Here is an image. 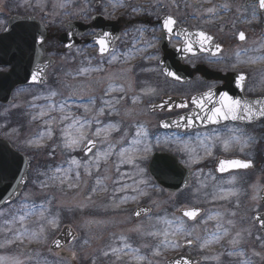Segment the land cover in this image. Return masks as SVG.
Masks as SVG:
<instances>
[{
  "label": "snow or ice",
  "instance_id": "obj_1",
  "mask_svg": "<svg viewBox=\"0 0 264 264\" xmlns=\"http://www.w3.org/2000/svg\"><path fill=\"white\" fill-rule=\"evenodd\" d=\"M168 3L176 7L177 10L180 9L178 0H168ZM203 3H208L211 6L207 8L194 7L188 0H184L183 3L184 8H193L189 18L200 25L221 19L232 8L229 0H223L222 3H214L213 0H200V4ZM119 6H123L122 0ZM165 6L163 0H156L154 5L158 11ZM60 7L64 8L66 4L61 3ZM242 7L247 13L243 22L252 23L260 16H264V0H245ZM132 11L140 15L142 9L133 8ZM64 15H68V13L65 12ZM82 15L88 19L85 13ZM147 15L151 16L153 13L148 12ZM64 27L68 29L66 34L68 39L75 40L76 36L80 35L72 32L71 24H65ZM95 27L96 25L93 24L92 28L95 29ZM157 30L161 33L160 37L155 36ZM149 31L153 35L150 39H145ZM133 33L134 40L131 50L122 52L114 47L109 32H90V41L86 47L94 48L96 56H86V63H82L76 72L70 74L72 79L90 80L92 73L105 71V64L127 62L130 58H135V54L148 52L149 49L155 48L158 41L166 40L172 44L174 51L185 61L195 60L204 54L209 57L208 63H218L219 54L222 51L221 45L215 43L213 35L202 27L196 29L183 27L176 16L171 13L158 15L157 23L151 28L144 20L136 21ZM127 34L126 30L125 35ZM236 38L245 42V32L239 31ZM46 39L48 37L43 33L38 38L27 32L18 37L19 46L25 49L29 56V64L25 68V79L32 85L47 84L46 70L52 66L53 61L43 59L45 50L42 46ZM173 40L177 43L173 44ZM37 45L41 46L38 52L40 58L33 60L32 55L36 51ZM64 47L71 50L75 44L66 43ZM50 51L52 55L57 54L55 46ZM252 53L261 54L252 55ZM77 54L79 55L80 52ZM235 58L236 63L233 64V67L240 64L264 63V43L255 48L239 49L235 53ZM144 59L155 60L157 56L152 53ZM93 60L98 62L93 64ZM7 67V64H0V73H3ZM149 70L151 69H145V71ZM162 72L166 78L175 81L181 80L180 75L171 68H163ZM246 83L245 73H239L235 78V87L243 93ZM64 87L69 89L67 95L57 89L47 88L34 96L33 102L30 104V107L35 110L30 113L31 120L41 122L42 130L27 142V146L36 149L44 148L46 141L56 138L58 142L49 155L54 158L57 148H59L64 157L60 163L50 164L42 171L38 170L37 179L33 183L41 191L50 188L60 190H64L65 187L67 189L78 188L84 182L85 176L92 178L95 173L101 171L104 165H111L113 167L106 170L114 171L115 176L101 178L97 175L91 192L93 194L99 191L107 193L108 187L104 180L110 179L114 185L112 197L115 209H119L129 200L138 202L140 199L149 197L151 192L159 190L155 183L157 181L163 184L165 179L181 178L183 174L177 169L176 154H181L179 163L184 168L191 169L193 164H199L203 159L211 157L213 155L211 149L217 143L222 144L225 150L238 145L243 151L244 147L252 143V137L247 135L245 128L254 121L264 118V97L254 99L244 95L234 97L227 92L218 94L209 88L206 92L192 96L190 102L182 101L169 107L170 100H162L160 104L152 105L153 110L159 108L168 111H173L176 107L189 108V104L191 105V110L187 114L172 120L162 119L158 129L153 131L145 122L133 121L129 125H124L121 121L106 119L120 115L117 105L127 96V89L123 86L117 87L110 82L100 97L99 105L96 96L87 94L90 85L87 89L79 91L72 89V86L67 82H64ZM155 92V88L141 90L142 95H151ZM113 93L122 95L116 96ZM35 101H43V103L37 104ZM132 103L138 104L139 97H132ZM78 112L79 114H77ZM53 113H59V118L57 119ZM126 115H131V112H126ZM56 129L59 130L58 138ZM160 130L166 134L162 135ZM193 144L196 147H193ZM164 146H167V152L172 153L171 155L165 154ZM157 149H160V154H156ZM198 149L203 151V155H200ZM77 152L82 153L83 157L78 158L73 155ZM184 156H187V159H184ZM12 159L15 160V157ZM145 160H149L147 167L143 164ZM124 166H127V171L124 170ZM251 167L252 162L247 160L218 159L214 171L220 175H214L211 171L203 173L200 170L197 174V179L200 181L199 187L191 193V196L195 198L200 194L205 197L210 195L213 201H227L232 197H237L239 193L234 187L237 177L232 175L226 178L223 174L247 170ZM26 175L27 173H25ZM201 176L205 179L201 180ZM3 179V170L0 166V181ZM12 180L19 181L15 190L9 192L6 199L0 196V248L24 245L25 243H46L49 232H55L61 224V211L58 208L53 210L54 198L46 196L39 202L30 199L27 195L21 198L22 186H26L27 181L15 173L12 174ZM207 180L213 182V191L202 193L203 189L209 187ZM7 187L12 188V183H9ZM176 187L179 188L180 184L177 183ZM184 187L187 189V181H184ZM253 188L255 194L252 198L257 203L264 201V188L257 185H253ZM117 193H124V195L117 197ZM152 203L156 208L160 207V203L157 201ZM173 207V212H165L163 215L152 216V209L143 207H139L133 213L138 219L146 217L149 224L145 227L141 219V222L129 231L137 233L141 238L155 241L153 245L145 243L136 247L130 242L129 237L121 235L118 246L103 250L102 255L104 257L114 256L117 261L127 257V264H151V260L142 253L141 248H150L152 256L158 257L169 249L178 251L198 245L203 252L214 246H220L223 250L212 257L220 264H223L220 257L224 255L232 258L230 264H253L247 251L241 246L246 238L245 233H247L248 239L253 237L252 228L233 232V229L236 228V221L217 212L201 221L204 224L215 221V230H206L203 237L194 236L197 231L195 223L197 218L203 215L202 210L188 206L186 202L180 203L179 207H175V205ZM236 215L235 211L228 213L229 217ZM248 219L252 227L256 228L255 240L259 242L260 247L264 248V213L257 212ZM189 221L193 222L192 225L188 223ZM93 223V221H86L84 226L87 227ZM69 235L75 240V236L71 232ZM225 241L230 246L229 248H224ZM53 245L54 250H57V255L60 256L63 251L61 241L55 239ZM49 250H53L52 245H49ZM27 255L29 261L34 264H50L49 260L43 258L39 252ZM252 255L259 256L260 253L253 251ZM75 258V252H70L66 256L69 261H74ZM207 258L205 257V259ZM0 264H25V261L18 257L0 256ZM51 264H60V261L51 262ZM165 264H194V262L190 256H179L174 260L165 261Z\"/></svg>",
  "mask_w": 264,
  "mask_h": 264
},
{
  "label": "rangeland",
  "instance_id": "obj_2",
  "mask_svg": "<svg viewBox=\"0 0 264 264\" xmlns=\"http://www.w3.org/2000/svg\"><path fill=\"white\" fill-rule=\"evenodd\" d=\"M120 1L121 0H0V31L7 18L11 15L17 14L35 16L46 28L60 32L64 29L66 22L80 21L88 23L90 18L96 13L101 14L107 19H112L114 13L120 12ZM244 1L245 0H229L232 4V8L228 14L224 15L221 19H216L207 24L200 25L192 19L186 21L189 26L207 29L217 38L221 39V42L223 43L233 42L234 46H228L226 52L219 58V62L211 63L212 65H233L236 63V51L241 48H255L264 43V16H260L258 20H254L252 23L243 22L247 15L245 9L242 7ZM96 2L100 3L98 7L94 6ZM188 2L194 7L202 6L203 8H207L211 6L208 3L200 4V0H188ZM213 2L222 3L223 0H213ZM61 3H65L66 7L61 8ZM178 3H180L181 6V14L186 15L183 6L184 0H178ZM187 10H190V14L187 15H191L193 8H187ZM65 12H67L68 15H64ZM82 13H85L88 19H85ZM92 31L94 30L89 31L84 38L90 37V32ZM239 31H244L245 35L248 37V42L242 46H238L236 41ZM123 38L129 42L128 48L124 51H130L134 40L133 30H130V32L123 36ZM150 38L151 37L147 35L145 36V39ZM47 46L49 49H52L53 46H55L56 49H59V47H56L52 41H50ZM155 50L156 47L149 49L148 52L135 54V58H130L127 62L114 63L113 65L105 64V71L102 73H92L90 80L85 78L73 80L70 74L76 72L77 69L81 67L82 63H86L85 57H95L94 48L82 45L64 56L58 55L57 64L49 72L48 83L45 86L17 89L12 94L13 104L5 105L4 108H0V116L1 114L3 115V122L0 123V132L5 139L12 143L15 149L22 152L30 159L27 185L20 194V197L23 198L27 195L30 199H35L37 202L46 196L53 197V210L58 208L62 214L60 228L55 232H49L46 243H25L24 245L0 248V256L18 257L25 261V264H34V262L29 261L27 254H35L36 252H39L43 258L49 260L50 264L55 261H60V264H71L65 259L57 258L48 250L49 244L59 233L61 227L67 224L78 234V240L72 246L67 248V250L76 253L77 261L75 264H93V261H95V264H127V257L123 260L117 261L114 256L104 257L102 251L108 250L112 246H118L119 237L121 235L129 237L130 242L136 247H140L145 243L151 246L155 243V241L151 239L141 238L137 233L129 231L141 222V219L137 221L132 219L133 210L140 205H146L152 209V216L163 215L165 212H173V205L179 207L180 203L186 202L188 206L199 207L205 211L204 215L195 223L197 231L194 233V236L199 235L203 237L206 234V230L214 231L215 221H209L207 224L201 223V221L206 219L207 216L219 212L226 218H232L236 221V228L233 229V232L240 229L252 228L253 237L248 239L247 233H245L246 238L241 246L245 248L247 255L252 259L253 264H264V248L260 247L259 242L255 240L256 228L252 227L248 219V217L257 212L264 211V206L260 205V203H257V201L252 198L255 194L253 185H257L260 188L264 187V123L258 128H255L252 132H246L248 136L252 137V143L244 147L243 151H241V148L238 145L225 150L223 145L220 144V150L211 149L213 153L211 157L203 159L199 164H193L191 169L187 168L191 171V179L188 183L187 189L177 193H170L156 185L159 190L151 192L149 197L140 199L138 202L129 200L128 203L123 204L119 209L113 207L112 189L114 185L110 179L104 180V183L108 187L107 193L99 191L93 194L91 192V188L95 184V177L97 175L101 178L115 176L114 171L106 170L113 167L111 165H104L101 171L95 173L92 178L85 176L83 178L84 182H82L78 188L67 189L65 187L64 190L50 188L41 191L39 187L33 183V181L37 179L36 173L38 170L42 171L46 169L48 165L58 164L64 159L59 148H57L54 158L49 155L52 148L55 147L58 142L56 138L52 141H46V147L44 148L36 149L27 146V142L42 130L41 122H33L31 120L30 113L35 111L30 107V104L33 102V97L47 88L57 89L67 95L69 89L64 87V82H67L72 86V89L77 91L87 89L90 85V90L87 91V94L96 96L97 104L99 105V100L103 95L104 89L111 82L117 87L123 86L127 89V96L126 100L121 101V103L117 105L120 115H114L112 117H107L106 119L121 121L124 125H129L133 121L145 122L149 124L153 131H156L158 129V118L148 113V105L158 101L163 95L179 94L182 96H188L189 89L188 87H175L165 82L156 66L157 59H144V57H147L152 53L156 54ZM78 52H80L79 55L77 54ZM260 54L261 53H252V55ZM52 57L55 56L52 55ZM138 61H140V65L146 67L143 68L142 72L147 74L152 73L154 78L149 80L148 76L142 82H137V72H134L133 69L137 67L136 63ZM97 62V60H93V64H96ZM242 65L245 64L231 67V69H237ZM247 65H252L254 70L260 71L261 69V71L264 72V63ZM114 69L118 71L117 75H115ZM145 69L151 70L145 71ZM149 88H155L156 92L151 95H142L141 90ZM113 95L119 96L122 94L113 93ZM134 96L139 97V103L135 105L132 103V97ZM35 103L40 104L43 103V101H35ZM73 111L76 110L73 109ZM128 111L131 112V115H126V112ZM77 114H79V112ZM53 115H55L57 119L59 118V113H53ZM161 134L164 135V133ZM58 136L59 130L56 129V137L58 138ZM193 147H196V145L193 144ZM159 150L160 149H157L156 152H159ZM164 150L167 152V146H164ZM198 151L200 152V155H203L201 149H198ZM216 153L225 156H241V153H243L247 159L252 160L254 157L257 166L251 172L228 174L225 176L226 178L232 175L237 177V183L234 186L239 193L237 197H232L227 201H213L210 195L205 197L203 194H200L193 198L191 193L199 187L200 184V181L197 179V174L200 170H202L203 173L212 172L211 166L206 165V163H212L213 160L217 162L219 157L215 158ZM73 155H76L78 158L83 157L80 152L73 153ZM176 156L181 158V154H176ZM183 158L187 159V156H184ZM148 161L149 160H145L143 162L145 167L147 166L146 163ZM181 166L183 167V165ZM124 170H128L127 166H124ZM204 179L205 178L201 176V180ZM206 182L209 184V187L203 189L202 193H211L213 191V182L210 180H207ZM121 195H124V193H117V197ZM153 201L160 203V207L156 208L152 203ZM237 204L239 205L238 207L236 206ZM232 211L237 213L235 217L228 216V213ZM33 220H35V218H33ZM142 220L144 226L147 227L149 224L147 218L145 217ZM86 221H93L94 223L85 227L84 225ZM97 221L102 223H95ZM85 241H87V243H85ZM229 247L230 246L227 245L225 241L224 248ZM222 250L223 249L220 246H214L202 252L197 245L189 252L190 254L201 256L204 260L203 264H220V262L212 257ZM141 251L149 258V260H151V264H165V261L168 258L182 250L176 251L169 249L164 251L163 254L158 257L152 256L150 248H141ZM253 251L260 253V255L253 256ZM205 257L208 258L205 259ZM231 260L232 258L227 255L220 257V261L223 262V264H230Z\"/></svg>",
  "mask_w": 264,
  "mask_h": 264
},
{
  "label": "water",
  "instance_id": "obj_3",
  "mask_svg": "<svg viewBox=\"0 0 264 264\" xmlns=\"http://www.w3.org/2000/svg\"><path fill=\"white\" fill-rule=\"evenodd\" d=\"M66 24H71L72 32L79 33L80 35H77L75 40L68 39L66 36V34L68 33V29L65 28L67 32L59 35V39H58L59 43L62 44L63 46L66 43H73L75 44V47L80 46L82 44L81 37L86 32H88L90 29H93L92 28L93 24L96 25L95 29L93 30H101V31L109 32L111 34V39L113 40L114 45L118 38L119 27H117L115 23H111L105 20L101 16H97V15L93 16L91 18L90 24H84L81 22H68ZM6 29L7 31L4 30V32L0 34V64H7L8 68H10L8 72L0 73V103L4 105L12 103L11 94L15 89L19 87H24V86H34L25 79V68L29 64V56L26 50L22 49L19 46L18 37L24 32H27L31 36H34L37 38L41 35V33L45 34L48 37V39L53 38L49 34L48 30H46L40 24V22L33 17L13 16L9 19ZM48 39H46L45 42ZM89 41H90V38L84 40V43L87 44ZM40 47H41L40 45L36 46V51H34L32 55L33 60L40 58L38 55ZM42 47L45 50L44 45ZM160 48L164 52L163 58L160 62L162 69L171 68L180 75L181 77L180 81H175V80L173 81L178 82V83H188L192 79L193 73L189 70L188 66L181 65V63L184 60L180 57L178 53L174 51V49H168V42L166 40L161 41ZM66 51H70V50L64 47L63 52H66ZM43 59L49 60L48 58H46V50L44 51ZM53 65H54V61L52 63V66ZM51 67L47 68L46 75H47L48 70ZM196 72L199 73L201 77L206 81H213V80L223 81L224 86L216 91L218 94L227 92L229 95L234 96V92L236 91L238 93V97H239V93H240V96L242 95L241 92L235 87V79L232 78V76H221V74L213 73L203 67H199L196 70ZM45 78L47 80V77ZM168 79L172 80L171 78H168ZM35 86H42V85H35ZM162 100H170L169 107H171L172 105L179 104L182 101L186 102L185 99L176 98V97H163L161 101ZM161 101L158 102L157 104H160ZM157 104H154V105H157ZM177 109H186V108L176 107L174 110H177ZM149 110L150 112L168 111L166 109L161 110L159 108H156L155 110H153L152 105L149 107ZM255 122L257 121H254L253 123ZM8 150L11 152H9ZM12 151L13 150L7 146L6 142L0 139V166H2L3 177H4V179L0 181V196H3L5 199L7 198L9 192L14 191L16 185L19 183L18 180L16 181L12 180V174L15 173L19 177H24L25 180L27 181V175L25 176V173H27L29 169V163H28L27 158L23 157L21 154L13 153ZM1 153H3V156ZM12 157H15V160H13ZM177 169L183 174L181 178H178L176 180L165 179L163 184H161L158 181L156 183L170 191H179L185 188L184 181H187L188 183L189 178H190V173L186 171L185 169H183L178 163H177ZM249 169H252V167ZM9 183H12V188L10 189L7 187ZM177 183L180 184L179 188L176 187ZM23 187L24 186H22V189ZM260 203L264 205V201H260ZM143 208H147V207H143ZM133 218L138 219L134 215H133ZM69 232H71L75 236V240H76V237H77L76 233L68 226L63 227L60 234L56 238L61 241L63 248L70 245L74 241L72 236L69 235ZM51 245L53 246V250L51 251L56 252L57 254V250H54L53 243ZM67 254L68 253L62 251L60 256L66 257ZM179 256H182V255H178L172 259H169L168 261L174 260L175 258ZM185 257H188V256H185ZM191 258L194 264H197V262L198 263L201 262V258H193V257Z\"/></svg>",
  "mask_w": 264,
  "mask_h": 264
},
{
  "label": "flooded vegetation",
  "instance_id": "obj_4",
  "mask_svg": "<svg viewBox=\"0 0 264 264\" xmlns=\"http://www.w3.org/2000/svg\"><path fill=\"white\" fill-rule=\"evenodd\" d=\"M122 2H123V6H119L121 8L119 10L120 12L114 13V16L111 19V20H117V19L121 18V19H123L125 21L122 24L123 25V28H122V31H121V34H120V39H119V41L117 43V46H116L117 49L120 48V50H122V51L126 50L128 48V44H129L128 40H124V38L122 36H125V31L126 30H127L128 33L130 32V30H133L134 27L136 26V21H138V20H144V21H146L148 23L149 27L151 28L152 26H154L157 23V16L158 15L171 13V14H173V15L176 16V18L180 21V23H181V25L183 27L192 28V29H196L197 28V27L189 26L186 23V21L188 19H190L189 18L190 15H187V14H190V10H187L185 8L184 11H185L186 15L185 14H181L180 9L177 10V8L171 6L168 3V1H164L163 0V2L165 3L166 6L163 7L159 11L157 10V8L154 7V5L156 4V0H122ZM120 3H121V1H120ZM133 8H140V9H142L141 14L140 15H137L136 13H134L132 11ZM173 8H175V9H173ZM180 8H181V6H180ZM148 12H152L153 15H151V16L147 15ZM5 25H6V22L3 25L1 31L4 29ZM204 30L207 31L208 33H210L211 35H213L207 29H204ZM146 35L149 36V37H152L153 33L151 31H149ZM160 35H161L160 31L157 30L155 32V36L160 37ZM215 40L218 41L220 44L223 45V52H222V54L226 52V49L228 48V46H234L233 45V42L223 43V42H221V39H219V38H217ZM236 41L238 43V46H240V45L242 46V45H245L248 42V37L246 35V41L245 42H241V41H239L237 39H236ZM52 42L57 47V43L55 41H52ZM160 42L161 41H158L157 44H156V50L155 51H156V54H157V60L156 59L155 60H156V66L159 69V72H160V75H161L162 79L165 82H167V83H169V84H171V85H173L175 87H179V88H186V87H188V89H189V95L188 96H182V95H179V94L163 95V96H180V97L186 98L188 100V102H190L192 96L198 95V94H200L202 92H206L209 88H212L214 91H217V90H219V88L223 87V84L224 83L221 82L220 80H213V81H204V80H202L201 76L199 74H197L196 70L199 67H203V68L208 69V70H210L212 72L221 73L222 76H232V78H234V79L236 78V76L239 73L243 72V73H245V75L247 77V83H246V87H245L244 92L241 93V94L244 95V96H247L249 98H253V99L254 98H258V97H264V72H262L261 69H260V71L259 70H254L252 68L253 67L252 65H242V66L238 67L237 69H231V67H233L232 64L231 65L230 64H224V65L215 66V65H212V64L208 63L209 57L206 56V55H204V54H201L200 57L197 58V59H195V60H188V61H185L184 60L183 64L184 65H187L188 68H189V70L193 73L192 74V79L190 80L189 83H187V84H179V83H176L174 81H171V80L166 79L165 76L162 73V69H161V65H160V62H161V60L163 58V54H164V52L160 48ZM48 43H47V45H48ZM172 43L175 44V43H177V41L173 40ZM47 45H46L47 54H48V56L51 57L52 56L51 51H50L51 49H49L47 47ZM169 48H173L172 47V44H168V49ZM58 51L59 50L56 49V53H58ZM54 56L57 59L58 54H56ZM139 62L140 61H138L136 63L137 67H135L133 69L134 72H137L136 73L137 76H138L137 77V82H142L148 76H149V80H151L152 78H154L152 76V73H148L147 74V73H143L142 72V70H143V68L145 66L144 65H140L141 63H139ZM114 71H115V75H117L118 71L116 69H114ZM163 96H161V97H163ZM239 96H240V93H239ZM234 97H238V93L236 91L234 92ZM125 100H126V98H125ZM0 108H4V106L0 104ZM190 110H191V105L189 104V108H187L186 111H179V110H177V111H174V112H148V113L150 115L156 116L158 118V124H157V127H158L159 122L162 119L172 120V119H175V118H177L179 116H182V115L187 114ZM263 123H264V120L259 121V122H256L255 124H252V125L249 124L245 128V132H252L255 128H258ZM160 131H161V133L166 134L163 130H160ZM0 138L5 139L3 137V135H2L1 132H0ZM7 141H9V140H7ZM11 145H12V143H11ZM219 145H220V143H217L212 148L214 150H220ZM159 152H160V150H159ZM218 155H221V154L220 153H216L215 154V158H218V157L219 158H225V159L233 158V159H241V160H249V161H251L253 163L254 168L252 170H250L249 172L253 171L255 169V167L257 166L254 157H253L252 160L247 159L244 156L243 153H241V156L240 155H231V156L221 155V156H218ZM2 156H3V154H2ZM175 157H176V161L179 163V161H180L181 158L178 157V156H175ZM148 162L146 164H148ZM215 162L216 161L213 160L212 163L207 162L206 165L211 166V170H212L213 174L219 176L214 171ZM242 173H244V171L231 172V173H228V174H242ZM228 174H225L224 176H226ZM65 225H67V224H65ZM192 248L193 247H191V248H184V249H182V251L177 252L174 255L181 254V252H182L184 254L192 255L194 257H201V256H197V255L190 254L189 251ZM201 259H202V262L200 264H203L204 260H203L202 257H201ZM75 263L76 262H72L71 264H75Z\"/></svg>",
  "mask_w": 264,
  "mask_h": 264
}]
</instances>
